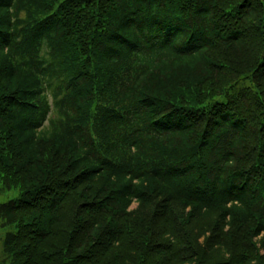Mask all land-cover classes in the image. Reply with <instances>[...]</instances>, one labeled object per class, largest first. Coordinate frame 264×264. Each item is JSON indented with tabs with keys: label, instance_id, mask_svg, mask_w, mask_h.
Segmentation results:
<instances>
[{
	"label": "trees",
	"instance_id": "1",
	"mask_svg": "<svg viewBox=\"0 0 264 264\" xmlns=\"http://www.w3.org/2000/svg\"><path fill=\"white\" fill-rule=\"evenodd\" d=\"M0 186V264H264V0H0Z\"/></svg>",
	"mask_w": 264,
	"mask_h": 264
},
{
	"label": "rangeland",
	"instance_id": "2",
	"mask_svg": "<svg viewBox=\"0 0 264 264\" xmlns=\"http://www.w3.org/2000/svg\"><path fill=\"white\" fill-rule=\"evenodd\" d=\"M20 196V191L16 188H12V189H3L0 186V204L2 202H6L10 199H16ZM134 206H136V203L134 204ZM16 230V225L15 223H5L3 224V219L0 216V259H2V257L4 256L2 254V247L4 244V238L6 236V234L10 231H14Z\"/></svg>",
	"mask_w": 264,
	"mask_h": 264
}]
</instances>
